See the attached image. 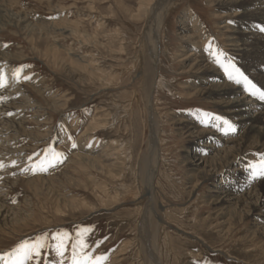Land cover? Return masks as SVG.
<instances>
[{"label":"rangeland","instance_id":"rangeland-1","mask_svg":"<svg viewBox=\"0 0 264 264\" xmlns=\"http://www.w3.org/2000/svg\"><path fill=\"white\" fill-rule=\"evenodd\" d=\"M158 1L8 0L5 4V10L26 17L45 34L39 30L28 34L21 23H6L0 32L9 55L4 63L0 54V63L8 85L15 81L17 86L14 109L20 110L22 122L10 132L5 131L9 124L2 125L0 159L10 165L15 160L12 168L20 175L25 174L24 167L43 160L49 149L63 153L64 160L47 171L27 172L28 180H18L15 186L14 177L9 179L11 204L22 208L25 218L19 225L0 224V257L24 241L47 234L53 244L54 233L75 237L78 230L90 227L88 243L93 255L107 257L104 264H150L151 255L156 261L162 258V264H264V228L258 231L245 211H220L210 201L220 177L197 174L187 158L197 143L212 139L192 131H213L217 124L223 130L216 116L231 122L217 98L196 95L198 75L188 67L201 62L207 49L221 47V71L229 75L232 69L225 68L230 63L260 97L264 78L256 76L259 69L252 63L257 57L252 53L245 60L236 59L230 44L231 38L245 36L234 32H255L264 25L247 20L242 3L233 11L222 8L218 0H172L159 34L162 54L157 70L146 38ZM142 5L145 12L139 11ZM192 20L207 36L208 45L198 42L201 53L190 57L192 49L181 37L182 28L188 29ZM55 26L60 28L54 30ZM64 28L79 33L70 36ZM187 57L190 60L185 61ZM21 66L17 81L12 73ZM186 71L191 74L185 75ZM241 84L252 90L243 79ZM190 85L194 86L185 93ZM204 113L211 114L207 123ZM1 116L0 125L6 124L9 116ZM151 120L161 143L154 197L148 190ZM229 134L223 130L221 138ZM262 154L249 153L240 177L254 182L257 193L264 196V178L253 180L248 168L250 163L259 164ZM149 209L152 241L147 246L149 238L141 232L147 231L141 227ZM97 241L102 243L97 246ZM38 259L39 264H55L59 257L49 247ZM26 264H37V259Z\"/></svg>","mask_w":264,"mask_h":264},{"label":"bare ground","instance_id":"bare-ground-1","mask_svg":"<svg viewBox=\"0 0 264 264\" xmlns=\"http://www.w3.org/2000/svg\"><path fill=\"white\" fill-rule=\"evenodd\" d=\"M213 1H216L217 3V0H213ZM7 3H8V0L0 1V32L3 30V27L6 25V23L8 24L12 23L14 25H18L21 23L23 25V30L27 31L28 34H30L31 32H34L35 30H39L43 32L40 29L34 28L31 25L32 23L29 24L30 22L28 23V19H26V17L24 16L22 17V15L20 14L12 13V11L9 10L7 7H6L7 10H5L4 7H5V4ZM218 3H220V6L222 8L226 10H233V11L237 10V7H238L237 5L239 3H242L244 4L243 13L249 14L247 20H252V21L254 20V22L264 25V1L263 0H218ZM171 4H173L172 0H159L158 3H156L154 7L152 8L153 10L150 14L151 19H150V23L147 29L148 37L146 38V40L148 44L149 56L152 60V64H154V66L157 67L156 68L157 70H159V63L161 62L160 58L162 54V51H161L162 50V39L159 37V34H160L161 29L165 27L167 17L170 14L169 8L171 7ZM139 11L145 12L144 5L140 7ZM195 21L192 20L191 26L187 27L188 29L182 28L183 36L181 37V40L183 42L188 43V45L191 47L192 54H190V57L196 56L197 54L201 53L199 50V47L197 46L198 42L203 47L205 45L206 46L208 45L207 36H205V33L203 32V30H201V27L198 26V24H196ZM56 28H57L56 26L53 27L54 30H56ZM64 29H65L64 31H66L67 33H70V36H73L79 33L77 32V30H69V28H64ZM260 31L261 30H256L255 32L250 31V30L249 31L247 30L245 32L236 31L234 32L235 36L238 34L245 35V36L243 39L240 37L234 38V39L231 38L230 46L233 51V57H235L236 59L240 58V59L245 60L247 59L248 56H250V54L253 53V55L257 57V59L252 60L253 66L254 67L258 66V67H255V69H259V74H257L258 72L256 73L255 71L254 73L257 74L256 75L257 77L261 76L264 78L263 76L264 68L262 69V67H264V34L261 33ZM43 34L45 33L43 32ZM213 50L214 49H210V50L207 49V51H204L201 54V62H195L193 65L188 67V68L194 67L193 70L198 75L197 78L199 80V84L195 86L197 88L195 93H197L196 95L198 94L208 95L210 97L217 98L219 100L218 103L225 109L228 118L237 127V130L239 133L237 136L234 134H229L227 137L221 138V136L223 135V130L218 129V127L216 126H214L213 131L212 130L192 131V133L197 134L196 136H199V137L202 136V138L206 136L205 137L206 139L208 138H212V139L204 140V141L197 143L196 149L187 158L190 161L191 165L193 166L194 171L197 174L202 176L207 173L209 175L210 173L213 176L220 177L221 182L218 185H221V184L222 185L221 186L216 185L213 188L211 192L212 196H211L210 201L213 204H215L220 211H226L228 213H231L236 210L240 212H244V211L247 212L254 219L256 229L259 231L264 228V196L257 193V189H256L257 185L254 184V182L241 178L240 173L243 172L244 170V167H243L244 163L249 161L250 159L249 153L251 151H256L258 153L264 154V100H261L257 94L253 95L252 90L247 89L245 85L241 83L238 84L236 82L232 83L229 80V75L221 71L220 67L222 66V61L221 63H217L216 56L213 55L214 53L216 55H219L220 60H221V53L223 50L221 49V47H218L217 50L215 51ZM193 52H195L194 55H193ZM55 53L57 52L55 51ZM0 54H2L4 57L2 58L1 61H3L4 63L7 62L5 58V54L7 55V52L6 50H4V46H2L1 42H0ZM7 57H9V55H7ZM190 57H187L185 61L190 60L189 59ZM0 69L2 70L4 69V66H1V63H0ZM188 73L191 74L190 71H186L185 75H188ZM114 75L116 74L114 73ZM156 81H158V78ZM14 86H15V81L13 82L12 86L11 85L9 86L7 83L5 88L0 89V98H2L0 99V111H1L0 115L3 114L7 117L9 116V120H7V123L0 125L1 127L0 133L4 132L2 125L4 127V125L6 126L9 124L10 127L5 130V131H9L12 127H14V124L20 125L22 123L21 121H19L20 118H19V115L17 114L18 111L20 110L15 112L16 110L14 109L16 91H18V89H16L17 86L15 87ZM192 86L194 85H190L188 88L186 87L187 89H184L185 90L184 92L185 93L188 92L191 89L190 87ZM8 113H12V115H8ZM1 119H3V116L0 117V120ZM22 121L24 120L22 119ZM14 128L16 129V126ZM188 129H193V127H190V128L185 127L184 130L188 131ZM151 132H152V136H151L150 141H151V152H152V155H151L152 156V165H151L152 169H151L150 174H148V178H149L148 190L151 196L154 197L155 196L154 195L155 193L154 180L156 177L155 175L156 170L159 164L158 157H160V153H161V148H160L161 143L158 139V136L155 131L152 120H151ZM204 132L207 133L208 135L207 134L205 135ZM1 134H4V133H1ZM0 161H3V160L0 159ZM4 164L8 168L6 169L5 167L0 172V224H4V226H7L9 224L19 225L20 223H22L21 221L24 220L25 217L23 213L21 212L22 208L20 207L15 208L11 204V201L9 199V189L12 186L9 187V184H10L9 179L12 176L14 177L13 186H15L17 185L18 180L19 181L28 180V178L26 179V176H25L26 173L23 175L15 174V172H18V169L12 168V164L10 165V163L8 162H4ZM38 179L41 181L47 180V179H40V178ZM29 180H30L29 183L33 182V180L31 179ZM14 181L16 182L14 183ZM223 181L224 183H222ZM29 183H28V188L32 189ZM36 189L39 190V187ZM149 203H151V200H149ZM151 216H152V210H150L148 215L147 213L145 214L143 218V224L141 227L142 229L145 227L147 231L146 234H144L143 230L141 231L143 233L142 235L144 238H149L147 246L149 245L150 241H152L151 240L152 238L150 235V233H152V228H151V223H150ZM155 256H157V252ZM150 260H151L150 264H162V258L161 260L159 259L158 261H156V257L154 259L151 255Z\"/></svg>","mask_w":264,"mask_h":264},{"label":"snow or ice","instance_id":"snow-or-ice-1","mask_svg":"<svg viewBox=\"0 0 264 264\" xmlns=\"http://www.w3.org/2000/svg\"><path fill=\"white\" fill-rule=\"evenodd\" d=\"M264 31V28L260 29ZM216 56L217 63H221L219 55L213 54ZM22 67L15 69L12 73L13 77L19 81L20 74L22 71ZM231 68L232 71L229 72V79H234L236 83L243 82L246 85H251V82L247 80L246 77H243V74L239 72L238 69H235L233 65L229 63V65L225 68L226 71ZM24 80H29L30 77L24 76ZM7 85V77L5 76L2 69H0V89L5 88ZM252 94L256 95L255 86L251 85ZM2 99V98H0ZM260 99L264 100V93L260 94ZM8 115H12V113H8ZM203 122L207 123L208 118L211 117L210 113L203 114ZM216 121H221L223 130L225 134L236 133V126L230 121L223 119L222 117L216 116L214 118ZM220 127L219 124L216 125ZM73 148L76 147L75 143L72 145ZM29 161L32 160V157H28ZM64 160V155L61 152L55 151L54 149H49L46 152V155L43 160L39 163L30 164L27 167L21 169L22 172L31 171L33 174L40 171H47L49 167H54L55 165L62 163ZM12 166L15 167L17 162L13 160L11 162ZM6 165L3 161H0V169H4ZM248 168L251 170V178L253 180L257 178H264V154L260 157L259 164L248 165ZM15 202V201H13ZM93 231L90 227H85L77 231L75 237H72L67 232H57L54 233L51 237L53 244H49L47 234L43 236L37 237L34 241L28 242L24 241L19 244L11 253H6L5 256L0 257V260L4 261V264H26V262L31 261L33 259H37V264H39V257L41 256V250L47 249L49 247L53 248L59 260L55 262V264H65V261L68 260L70 264H104L106 261V256L93 255L92 249L88 243V236ZM102 241H97L96 245L98 246ZM70 252V256H66V253Z\"/></svg>","mask_w":264,"mask_h":264}]
</instances>
